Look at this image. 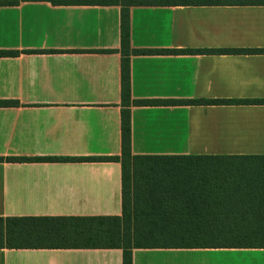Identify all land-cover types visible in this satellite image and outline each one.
Returning <instances> with one entry per match:
<instances>
[{
    "label": "crops",
    "instance_id": "crops-1",
    "mask_svg": "<svg viewBox=\"0 0 264 264\" xmlns=\"http://www.w3.org/2000/svg\"><path fill=\"white\" fill-rule=\"evenodd\" d=\"M14 1L0 6V51L15 52L0 56V217L119 216L120 163L85 158L121 153L120 7ZM129 21L132 49H264V5L138 6ZM129 77L132 100L206 101L131 106L132 155H264V104L239 103L264 100V54L131 55ZM121 258L0 249V264ZM132 264H264V248H138Z\"/></svg>",
    "mask_w": 264,
    "mask_h": 264
},
{
    "label": "trees",
    "instance_id": "trees-1",
    "mask_svg": "<svg viewBox=\"0 0 264 264\" xmlns=\"http://www.w3.org/2000/svg\"><path fill=\"white\" fill-rule=\"evenodd\" d=\"M16 2L0 0V6ZM96 3L120 7L121 153L85 159L120 163L121 214L0 217V249H119L121 264H132V251L138 248H264V155H132L131 106L206 101L132 100L129 77L131 55L264 54V49H132L131 7L264 5V0H97ZM14 54L0 51V56ZM239 103L264 104V100ZM19 158L24 157L8 159Z\"/></svg>",
    "mask_w": 264,
    "mask_h": 264
}]
</instances>
